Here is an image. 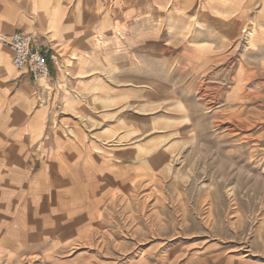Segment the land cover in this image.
<instances>
[{
  "label": "rangeland",
  "instance_id": "obj_1",
  "mask_svg": "<svg viewBox=\"0 0 264 264\" xmlns=\"http://www.w3.org/2000/svg\"><path fill=\"white\" fill-rule=\"evenodd\" d=\"M160 1L145 28L94 38L145 43L117 60L138 179L71 244L20 240L0 211V264H264V0Z\"/></svg>",
  "mask_w": 264,
  "mask_h": 264
},
{
  "label": "crops",
  "instance_id": "obj_2",
  "mask_svg": "<svg viewBox=\"0 0 264 264\" xmlns=\"http://www.w3.org/2000/svg\"><path fill=\"white\" fill-rule=\"evenodd\" d=\"M160 2L0 0V31L32 35L54 86L43 105L50 90L19 73L13 53L0 47V211L17 215L20 240L32 232L44 243L88 239L138 179L139 145L124 140L125 71L117 60L145 43L125 39L111 48L94 38L145 28L133 23Z\"/></svg>",
  "mask_w": 264,
  "mask_h": 264
},
{
  "label": "built area",
  "instance_id": "obj_3",
  "mask_svg": "<svg viewBox=\"0 0 264 264\" xmlns=\"http://www.w3.org/2000/svg\"><path fill=\"white\" fill-rule=\"evenodd\" d=\"M0 47L13 53L12 63L19 73L29 74L35 83H42L45 89H49L45 85L50 84L51 68L46 56L35 47L31 34L0 31Z\"/></svg>",
  "mask_w": 264,
  "mask_h": 264
},
{
  "label": "bare ground",
  "instance_id": "obj_4",
  "mask_svg": "<svg viewBox=\"0 0 264 264\" xmlns=\"http://www.w3.org/2000/svg\"><path fill=\"white\" fill-rule=\"evenodd\" d=\"M255 30V29H254ZM256 34H258V31L257 32H254L253 31V33L251 34L252 35V37H255L256 38ZM251 37V36H250ZM256 40V39H255ZM189 42V41H188ZM202 93V92H201ZM206 93V92H205ZM209 99V98H208ZM240 114V113H239ZM230 124H232V125H235V124H233L234 122H229ZM248 124V123H247ZM2 243V242H1ZM2 249V248H1ZM38 258V257H37ZM36 260V258L35 257H30V258H28L27 260H25L24 262H23V264H32L34 261ZM21 261H22V259H21ZM90 263H92V262H90ZM96 264V263H95Z\"/></svg>",
  "mask_w": 264,
  "mask_h": 264
}]
</instances>
